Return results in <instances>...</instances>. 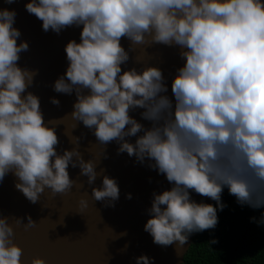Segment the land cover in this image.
Masks as SVG:
<instances>
[{"label":"clouds","instance_id":"9594fccd","mask_svg":"<svg viewBox=\"0 0 264 264\" xmlns=\"http://www.w3.org/2000/svg\"><path fill=\"white\" fill-rule=\"evenodd\" d=\"M25 9L46 32L83 25L80 42L65 46L68 67L54 83L60 93L75 88L72 117L94 129L100 142L116 140L118 152L140 162L149 159L174 182L170 190L153 194L144 230L154 244L182 246L192 233L214 228L218 209L226 207L224 187L239 204L264 207V0H29ZM15 17L14 9H0V182L13 172L16 189L34 204L46 188L53 193L72 188L70 164L79 166L90 185L98 173L78 148L57 152L58 136L44 122L39 97L22 95L33 73L17 63L29 44L17 43ZM149 36L185 49V63L171 85L174 105L160 95L168 90L161 69L122 71L129 55L121 37L143 44ZM136 107L146 109L142 116L153 126L131 143L125 137L144 128L129 114ZM190 189L217 205L191 199ZM92 195L114 206L120 188L104 175ZM87 206L82 198L81 212ZM35 223L29 215L25 227ZM258 223L264 224V213ZM22 252L8 217H0V264H22ZM154 259L141 255L136 264ZM31 264L47 262L35 257Z\"/></svg>","mask_w":264,"mask_h":264},{"label":"water","instance_id":"95a60500","mask_svg":"<svg viewBox=\"0 0 264 264\" xmlns=\"http://www.w3.org/2000/svg\"><path fill=\"white\" fill-rule=\"evenodd\" d=\"M29 0H14L8 4L0 0V9L16 11L14 27L21 32L17 43L27 41L29 47L20 53L18 65L33 73L31 84L25 93H33L40 99L44 122L54 127L59 143L57 152L78 148L85 161L96 163L97 178L88 184V177L80 174L79 166L69 165L68 171L74 184L64 193H53L46 188L36 203H31L16 189L18 178L9 172L0 182V217H8L14 228V242L23 252L22 264H31L35 257H42L47 264H136L141 255L154 257V264H185V256L198 232L192 233L182 246L179 241L168 246L153 243L152 236L144 230L150 218L154 193L170 190L165 174L151 167L152 161L143 162L127 152H118L116 140L106 144L97 140L94 129L72 117L73 105L77 100L75 88L71 94L54 90L55 81L65 74L68 67L65 46L71 40L80 42L83 25L64 27L59 33L44 31L42 21L25 9ZM121 45L128 52L129 59L122 64V71L135 68L142 72L148 67L161 69L168 96L175 103L171 85L178 69L183 67L182 49L179 45H165L153 42L148 37L143 44H133L127 37H121ZM90 89H82L87 95ZM53 98L60 103L53 104ZM146 109L136 107L129 110L144 128L135 136L125 137L131 143L153 126L145 119ZM127 127V126H126ZM76 159L75 157L73 158ZM115 178L119 188V199L113 204L96 201L92 189L101 187L103 176ZM191 199L214 206L215 200L189 190ZM131 194V199L127 198ZM88 201L82 212L81 199ZM36 222L26 228L28 216ZM17 218L23 222L17 223Z\"/></svg>","mask_w":264,"mask_h":264},{"label":"trees","instance_id":"16d2710c","mask_svg":"<svg viewBox=\"0 0 264 264\" xmlns=\"http://www.w3.org/2000/svg\"><path fill=\"white\" fill-rule=\"evenodd\" d=\"M221 202L226 207L218 209V223L197 233L185 264H264V224L258 223L264 207L239 204L227 187L221 193Z\"/></svg>","mask_w":264,"mask_h":264}]
</instances>
